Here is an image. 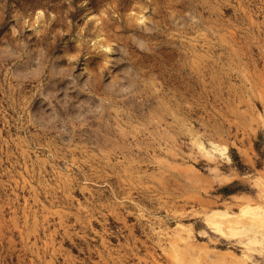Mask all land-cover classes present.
Listing matches in <instances>:
<instances>
[{
  "label": "rangeland",
  "instance_id": "obj_1",
  "mask_svg": "<svg viewBox=\"0 0 264 264\" xmlns=\"http://www.w3.org/2000/svg\"><path fill=\"white\" fill-rule=\"evenodd\" d=\"M247 204L264 0H0V264H264Z\"/></svg>",
  "mask_w": 264,
  "mask_h": 264
},
{
  "label": "bare ground",
  "instance_id": "obj_2",
  "mask_svg": "<svg viewBox=\"0 0 264 264\" xmlns=\"http://www.w3.org/2000/svg\"><path fill=\"white\" fill-rule=\"evenodd\" d=\"M198 146H199V149L201 151H203L209 155H211L212 152H218V151L221 152V150L219 148L220 146L216 143H211V147L209 149L201 141L198 142ZM222 152L224 153L225 150H222ZM224 172H226V171H224ZM234 211H236V210H234ZM241 212L244 215L245 214L253 215V217L257 218L258 222L251 224V225H246V224H243V223L239 222L238 220H235L234 218H232V216L234 214H232L228 210H220V211L212 212L211 214H209L207 216V223L209 225H211L212 227H214V230L217 231L218 233H220L221 235H225V236H228V235H230V236H241V235H243V236H246L247 237V243L246 244L249 246L250 245H256V244L264 245L263 233L260 232L261 236H259L258 235L259 232L254 228V225H256V224H260L261 226L263 225V227H264V210H263V207L260 204L254 205V206L247 204L242 208ZM247 258H248V256L245 255V261H242L243 263L240 262V264H249L246 260Z\"/></svg>",
  "mask_w": 264,
  "mask_h": 264
}]
</instances>
